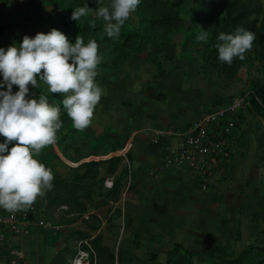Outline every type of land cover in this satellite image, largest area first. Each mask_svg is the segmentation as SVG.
Wrapping results in <instances>:
<instances>
[{"label":"rangeland","instance_id":"rangeland-1","mask_svg":"<svg viewBox=\"0 0 264 264\" xmlns=\"http://www.w3.org/2000/svg\"><path fill=\"white\" fill-rule=\"evenodd\" d=\"M146 3L147 0H0V24L8 26L0 38V124L4 125V117L13 119L16 113L30 106L43 113L41 124L46 125L49 133V123L58 128V135L66 128L61 115L65 92L54 97L48 64L58 65L67 73L70 71L68 77H63L64 89L70 88L72 80L74 85H82L80 93H88L94 99L104 95V74H117L116 79L110 81L117 80V85L123 84L124 87L111 88L110 93L114 96L120 94L123 98L122 122H126L125 112L135 107L137 114L134 117L140 121L152 120L153 129L160 126L180 128L197 115L240 97L247 90L254 91L264 103V64L258 59L253 44L235 42L240 45L238 55L244 61L234 81L228 82L217 73L206 76L201 73L199 60L206 45L223 38L216 21L217 13L211 11L207 2L196 5L185 1L156 0L161 10L173 7L178 15L180 30L172 31L168 40L143 22L152 19L155 12L146 7ZM260 3L264 13V0ZM203 8L206 9L205 16ZM85 23L94 26L95 34L82 33ZM113 31L140 38L142 48L138 55L141 57L137 60L141 66L131 69L130 77L125 74V65L129 59L135 60L137 54L121 61L115 59L113 51L117 48L120 52L122 42H116ZM160 42H167V45L160 46ZM184 56L188 61L180 62ZM185 70L191 74L192 82L195 83L197 76L206 82L207 87L203 85V91H206L204 101L207 98L210 101L208 108L190 118H184L186 109L178 111L179 104L174 101L170 107L166 101L168 96L162 101L158 92L164 89L168 93L170 79L176 77L182 81L181 73ZM170 73L174 77L164 78ZM143 83L148 84L145 90L141 88ZM130 84L133 88H129ZM127 101L134 104L128 106ZM21 102H24L22 106ZM242 117L239 133L243 127L257 126L264 132V109L249 103ZM117 124H120L118 118ZM131 132L126 131L122 136V146ZM8 135L5 138L0 134V141L13 144L11 152L20 154L25 149V142L21 141L16 130H9ZM146 138L137 150L129 149L122 164L124 179L130 176L143 186L140 201H77L78 204L70 201V205L43 201L46 204L43 206L44 216L49 224L45 231L57 235L53 239L56 246L46 250L43 256L53 258L60 252L66 264H71L79 253L87 252L91 264H110L106 257L99 258L90 244V239L99 236L101 244L111 251L113 264H165L166 253L174 243H180L191 253H198L203 260L213 247L225 248L230 254L217 257L216 264H229L241 255L244 264L262 263L264 255L257 250L264 249L263 225L251 219V215L259 210L258 201L238 203L201 201L200 198L194 201L201 190L193 179L185 176L181 182L180 178L165 175L168 173L154 171L159 158ZM240 139L241 142L236 143ZM244 141L241 135L236 139L230 164L248 150ZM49 143L50 140L48 147ZM5 152L0 150V160L11 162L14 153L4 157ZM168 178L173 181L172 185L163 187L162 181ZM35 180L39 190L42 180L40 177ZM225 181L226 174L208 190L202 191L203 195L211 191L216 195ZM104 185L103 182L96 183L93 195H102ZM262 187L264 190V179ZM87 191L90 193L81 190V197ZM45 231L42 232L46 234ZM60 237H66V240L61 242ZM43 246H47L46 241Z\"/></svg>","mask_w":264,"mask_h":264},{"label":"crops","instance_id":"crops-1","mask_svg":"<svg viewBox=\"0 0 264 264\" xmlns=\"http://www.w3.org/2000/svg\"><path fill=\"white\" fill-rule=\"evenodd\" d=\"M0 26H6L8 29V26L5 24H0ZM140 57L141 55L137 54L135 60L129 59L130 62L125 65L127 67L125 74L128 77L132 75L131 69L141 66L138 63L139 60H137ZM179 61L184 63L188 59L184 56ZM53 66L58 67L55 64ZM157 69L159 70L160 67H157ZM69 72L64 71L63 74H59L52 81V73L49 71V80L54 83L52 86L54 97H59L56 96L57 93L65 92V105L62 108L61 115L64 118L62 120L65 122L66 131L65 129H61L58 135V128L49 123L51 129L49 133L46 125L41 124L43 113H39L38 110L30 106L23 109V112L16 113L13 119L10 117L8 119L6 117L3 118V126L8 132L2 137H8L9 130H16L17 135L21 136V141L25 142V149L20 152V155L36 161L38 177L42 180V187L36 192V201L39 208L45 212V207L43 206H46V204L44 205L43 201H47L46 190L50 187L49 181L51 177H57L68 184H83L84 188L89 190L90 193H88V196L82 195L78 201H140L143 186L130 176L124 179L122 170L123 158L119 156V152L126 148L127 145L128 151L131 147L134 151L137 150L145 137H147L146 141L149 142L148 131L154 128L152 120L146 121L143 119L140 121L138 118H135L134 115L137 114V110L134 107V110L130 108L129 112H125L126 122H122L124 113L123 98L120 94L115 93L114 96L110 93L111 88L115 90L123 86V84L117 85V80L114 83L110 81V79H116L117 74H104V81L102 82L103 89H105L103 91L104 95L102 97L97 96V99H94V96H89L88 93H80L82 85L80 83L78 86L74 85L71 82L72 80L70 81V88L64 89L62 85V81H64L63 77H68ZM197 73L196 71L195 74ZM181 74L183 77L182 81L176 77L174 80L170 79L168 83L170 91L168 93L164 89L158 92L161 94L162 101L164 96L170 97V101L168 97L166 99L167 105H170V107H173V103L176 102L180 108L178 111L186 109L184 118L194 117L195 114L197 115V113L199 114L202 110L204 111L208 108L210 104L209 98H207L206 102L204 101L206 91L204 92L203 90L206 82L202 81L198 76L195 83L192 82L191 74L187 70ZM167 76L174 77L173 73L165 75L164 78L167 79ZM71 78L73 79L74 76ZM132 86L130 84L129 88H133ZM146 86L148 84L143 83L141 88L145 90ZM126 104L132 106L134 103L127 101ZM117 118L120 124H117ZM190 122L186 125L183 124L180 128L187 126ZM243 130H245L243 136L245 138L244 142L248 145V150L235 157L232 163L229 164L230 167L228 165L229 168L227 167L223 174V177L226 174V181L219 193L215 195L211 191V193L203 195L204 192L200 191V194L195 195L197 197H195L196 200L194 201H199L197 199L200 198L201 201H238V203L239 201H258L259 204L264 199V190L262 189V180L264 179V160H262V158L264 159V132L259 130L258 126L256 128L251 127L250 129L243 127ZM126 131L128 133L132 132L128 141L122 146L124 141L122 136ZM48 140H50V147L47 145ZM238 142H241V139L240 141L237 140L236 143ZM118 145L122 147L118 148ZM12 147L14 148L13 144H5V142L0 141V150L7 151L4 157H8L12 153ZM260 153L261 157H258ZM14 155L15 153L13 154L12 161L14 160ZM111 161H118V165L113 168L112 163H110ZM155 170L159 172L158 174L168 173L165 175H169L172 179L180 178L181 182L185 176L190 177L196 182L195 178L188 173L162 170L160 168V161L157 162ZM94 175L95 177L92 178ZM171 178L162 181V186H171L173 182L169 180ZM98 182L111 183L112 186L107 187L104 185V193L95 196L93 195L94 186ZM115 183L118 185L116 199L107 198L106 194L111 191ZM259 211L260 209L255 213ZM255 213L251 215L253 222H255L253 220ZM259 223L261 222L259 221ZM42 231L45 230L34 231L30 236L18 239L11 245H6L5 248L20 251L24 256L26 264H50L52 257H44L43 255L46 250L56 246V241H53V239L57 235H52L47 231H45L47 232L45 234ZM261 233L264 236L263 227ZM65 240L66 237H60L61 242ZM45 241L47 246L44 247L43 243Z\"/></svg>","mask_w":264,"mask_h":264},{"label":"built area","instance_id":"built-area-1","mask_svg":"<svg viewBox=\"0 0 264 264\" xmlns=\"http://www.w3.org/2000/svg\"><path fill=\"white\" fill-rule=\"evenodd\" d=\"M249 103L264 109L257 94L247 90L242 96L199 114L185 127L150 129L149 145L159 158L160 168L188 173L201 191L208 190L223 177L233 158L234 143L241 135L238 121ZM127 152L128 145L119 156L126 160ZM36 188L28 165L0 160V249L12 256L8 264L26 263L20 251L6 249V245L49 226L36 201ZM71 264H91L90 254L79 253Z\"/></svg>","mask_w":264,"mask_h":264},{"label":"trees","instance_id":"trees-1","mask_svg":"<svg viewBox=\"0 0 264 264\" xmlns=\"http://www.w3.org/2000/svg\"><path fill=\"white\" fill-rule=\"evenodd\" d=\"M176 2L185 1L191 4H200L201 2H207L210 5L211 11L217 13L216 21L219 25L220 35L222 40L213 41L208 43L201 53L199 61L201 73L206 76L209 74L217 73L221 75L226 81L232 82L237 78L239 70L243 66V59L238 55V51L241 50L239 44L249 43L256 46L258 59H261L264 64V13L260 0H175ZM146 7L151 10H155L153 18H148L143 21L150 25V29L159 32L165 40L172 31L175 33L180 30V23L177 19V12L173 7L166 9H160V6L156 4V0H147ZM164 12L167 15L162 16ZM204 16L206 15V9H202ZM157 15V16H156ZM111 16V15H109ZM156 17V19H155ZM142 22V23H143ZM82 33L95 34L94 26L89 23L83 25ZM7 30L6 26H0V37ZM112 36L117 38V43L122 42L121 50L118 52L117 48L113 51L116 56L115 59L121 61L127 59V57L133 54L141 53V43L139 42L138 35H124L122 32L113 31ZM160 46H166L167 42H160ZM127 51V52H125ZM257 59V60H258ZM264 66V65H263ZM49 71L52 73L51 80L54 81L56 76L64 73V69L53 65H47ZM242 116L239 118V124L242 121ZM8 130L0 124V134L4 136ZM242 130L241 136L244 135ZM19 156V157H18ZM14 162H19L21 166L28 165L31 169V173L34 178L38 177L36 161L31 158H26L19 153L14 155ZM112 167L118 165V161H111ZM100 165V163H98ZM96 164V165H98ZM110 174V173H109ZM92 176V178H94ZM49 189L46 190V198L49 204L60 203L69 204L70 201H74V204H78L77 201L81 197V190L85 189L82 185L68 184L66 181H62L57 177H51L49 181ZM117 183L114 184L111 191L106 194L107 198L116 199L118 195ZM88 196V191L84 196ZM115 202V201H114ZM260 211L253 215V220L260 221L263 224L264 233V199L258 204ZM94 252L99 258H107L110 264H113V257L111 251L101 244V237H94L90 240ZM264 255V249H259ZM230 253L223 247L215 246L208 252H206V260L199 257L198 253H191L185 250L180 244H173L172 248L167 252L165 258V264H216L214 260L217 257H227ZM12 260L9 252L0 249V261L8 264ZM50 264H66V259L58 252L52 259ZM229 264H244V257L241 255L237 259L233 260ZM264 264V257L262 263Z\"/></svg>","mask_w":264,"mask_h":264}]
</instances>
